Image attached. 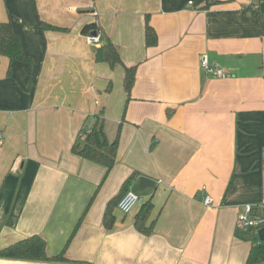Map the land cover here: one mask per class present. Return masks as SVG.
Returning a JSON list of instances; mask_svg holds the SVG:
<instances>
[{
    "label": "crops",
    "instance_id": "1",
    "mask_svg": "<svg viewBox=\"0 0 264 264\" xmlns=\"http://www.w3.org/2000/svg\"><path fill=\"white\" fill-rule=\"evenodd\" d=\"M257 4L253 14L248 0H0V21L30 59L0 56V249L37 234L53 256L77 225L64 260L0 264H246L260 241L237 214L251 204L264 217V0ZM146 16L157 35L148 47ZM89 22L98 43L81 32ZM106 38L122 64L94 60ZM202 55L227 77L205 72ZM133 65L127 94L124 66ZM97 119L109 141L120 131L109 171L71 150ZM133 172L127 190L140 176L155 180L138 193L153 203L149 234L133 225L139 207L124 215L115 206L112 228L103 223Z\"/></svg>",
    "mask_w": 264,
    "mask_h": 264
},
{
    "label": "trees",
    "instance_id": "2",
    "mask_svg": "<svg viewBox=\"0 0 264 264\" xmlns=\"http://www.w3.org/2000/svg\"><path fill=\"white\" fill-rule=\"evenodd\" d=\"M93 1V0H89ZM252 10L253 14H257V8L252 9L247 7L246 10ZM45 29H61L50 23L44 22ZM98 25L95 22H89L82 26L81 32L83 34L98 31ZM144 43L148 46H153L157 42V35L154 28L149 24L148 17H145L143 27ZM0 56L8 58L9 63L13 62H30L21 48V43L18 34L13 30L9 21H0ZM94 60L96 62L107 63L110 67L116 64H122L119 53L115 45L106 38L105 42L101 43L94 49ZM10 68V66H9ZM136 66H124L123 87L129 94L132 84L134 82ZM103 121L97 119L92 127L82 129L84 135L83 141H75L71 147L75 154L97 162L106 167L107 171L112 168L115 162L116 152L118 148L119 128L115 138L109 141L104 133ZM138 174L133 172L122 184L121 191L114 198H112L106 205L103 214V223L107 229L112 228L114 223L113 209L118 200L128 191V186L132 179ZM87 209V207H86ZM153 210V203L151 199H147L138 209L134 217L133 225L137 231L142 234H149L154 225V220L151 218ZM79 221V220H78ZM76 227L67 239L64 248L56 255L48 256L46 253V242L40 235L34 234L13 243H10L0 249L1 258L9 259H27L37 261H61L64 260L63 251L68 241L73 236ZM246 264H264V242H258L251 246Z\"/></svg>",
    "mask_w": 264,
    "mask_h": 264
},
{
    "label": "built area",
    "instance_id": "3",
    "mask_svg": "<svg viewBox=\"0 0 264 264\" xmlns=\"http://www.w3.org/2000/svg\"><path fill=\"white\" fill-rule=\"evenodd\" d=\"M248 2L253 9L258 7L257 0H248ZM188 3H191V1ZM95 32V35H93L92 32L85 34V40L88 44L100 42V34L98 31ZM200 66L205 72L210 73L214 77L225 78L228 75L225 70L220 69L215 65H211L205 55H202L200 58ZM145 201L146 199L142 195L128 190L118 200L116 208L122 214L126 215L131 213L135 208L140 207ZM203 203L205 206H212V197L209 194H206L203 198ZM256 209L257 206L246 204L243 211L237 214V224L243 228L254 229L255 231L264 227V217L257 216Z\"/></svg>",
    "mask_w": 264,
    "mask_h": 264
},
{
    "label": "water",
    "instance_id": "4",
    "mask_svg": "<svg viewBox=\"0 0 264 264\" xmlns=\"http://www.w3.org/2000/svg\"><path fill=\"white\" fill-rule=\"evenodd\" d=\"M95 31H92V34L95 35ZM155 186V180L147 176H140L138 179V189L144 190L146 188H153ZM257 236L260 242H264V227L260 228L257 231Z\"/></svg>",
    "mask_w": 264,
    "mask_h": 264
},
{
    "label": "rangeland",
    "instance_id": "5",
    "mask_svg": "<svg viewBox=\"0 0 264 264\" xmlns=\"http://www.w3.org/2000/svg\"><path fill=\"white\" fill-rule=\"evenodd\" d=\"M144 190H145V189H144ZM133 191H134V192H137V193H140V194L143 193V190H139L137 187H134V188H133ZM257 216H260V215L257 214ZM256 232H257V231H256Z\"/></svg>",
    "mask_w": 264,
    "mask_h": 264
}]
</instances>
